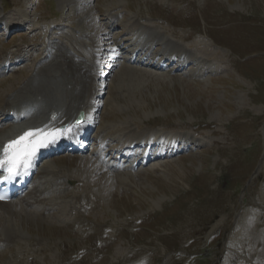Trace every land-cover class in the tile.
I'll use <instances>...</instances> for the list:
<instances>
[{"label":"rangeland","instance_id":"1","mask_svg":"<svg viewBox=\"0 0 264 264\" xmlns=\"http://www.w3.org/2000/svg\"><path fill=\"white\" fill-rule=\"evenodd\" d=\"M112 16L122 41L141 23L208 63L201 74L117 66L96 134L119 141L127 130L183 133L200 148L129 175L80 159L93 160L92 152L54 158L73 184L37 214L39 226L0 216V232L8 221L21 232L15 240L0 234L11 242L0 264H264V0H0V53L38 52L0 78V97L32 78L47 105L62 108L82 88L55 61L44 68L51 76H32L43 48L58 38L77 55L83 36L106 45ZM7 24L25 31L7 38ZM57 80L68 99L48 83ZM31 85L20 97H39L26 96Z\"/></svg>","mask_w":264,"mask_h":264},{"label":"bare ground","instance_id":"2","mask_svg":"<svg viewBox=\"0 0 264 264\" xmlns=\"http://www.w3.org/2000/svg\"><path fill=\"white\" fill-rule=\"evenodd\" d=\"M16 26L19 27V25ZM152 30L154 29L144 26L142 24H136L135 30L132 29L129 33V35L130 36L132 35V37L129 38L127 41H125L123 49L128 50V52L130 54H134V56H138L139 53L141 54L143 52V55L145 54L146 57H149V56H153L152 49L154 47L162 46L163 50L162 52H159V56H161V58L172 60L175 63L179 64L181 67L185 66L186 63L192 61V57L188 53L186 52L184 53L182 51L183 48H181L178 44L173 43L169 39L165 40L167 38L164 36L162 38L165 39L161 38L162 44L157 45L156 42L159 40V38H157L158 36H155V34H158L160 36L161 33L159 31L156 30L152 31ZM95 42L96 41L94 39L88 38L85 43H77L76 45L78 44H82V45H79L80 46V48H78L79 52L76 55V53L70 52L67 48H65V46L59 41H54V42L51 41L49 48L53 49V54H51L50 59L48 58L47 55L44 58V60L40 63V65H37L36 68L34 69L35 73L33 72L32 76L38 77L43 74L47 76H51L50 73H48L47 70L44 68H49V65L53 64L55 61L60 66L61 70L63 69L66 73L69 74L74 84L80 85V88L82 89L81 90L79 89L78 95L75 98L71 99L70 101L65 102V105H63L62 108H58L59 107L58 104L47 105L46 101L42 96L44 94L37 92V89L40 88L37 87V81L35 79L33 80L32 78L25 82L22 89H19L18 91H16L13 88L9 89L8 97L7 96L4 98L0 97V113L2 115H8L11 112H15V111L18 112L26 104H29L28 101H32V100H36L37 101L36 103L41 108L38 111V113L35 114L34 117L25 116L24 118L18 121H14L15 124L13 126H9L6 129L0 130V149H2L3 146L9 141L16 139L14 137L19 135V133L23 134L25 131L29 129H33L37 127H45V126H47L50 129L52 128L58 129L60 127L59 129L61 130H63L62 128L65 129L70 128L71 131L63 132V134L57 139L56 143L50 144L46 149L42 150L38 155L40 157V160L43 158H48L50 154L53 153L55 148L71 140L72 136H74V142L77 141L78 137L81 136H82L81 142L82 143L85 142V138L88 135L87 134L88 131L90 130L91 127L95 125V123L98 121L97 119L100 118V114H97L96 111L97 106L94 103L96 101L95 87L97 86L103 87L105 80V79L102 80L103 81L102 84H97V78H96L98 73L97 60L101 53L100 51L99 53L95 52V50L93 49L94 45L96 44ZM155 44L156 46H154ZM76 45L74 46L75 48ZM121 45L122 43L120 42L113 43V46L112 47L110 46L111 48H113V51L109 52V49H107L104 60L108 58V61L110 60L111 63L116 64L119 61L117 56L123 53L120 50ZM62 48L66 52L62 53L61 52ZM22 51L23 49H19L17 51L18 55L13 56V58L10 57L7 51H2L3 53L2 52L0 53V75L4 74L7 71V67L9 66L8 64L11 61L16 62L18 59L22 58L21 56ZM46 52H49V50H47ZM52 56H54V59H52ZM46 58H48V61H45ZM158 60L159 58L157 57V61ZM132 69L134 70L135 68L133 67ZM48 83L53 84L51 85L53 89L56 86V88L59 91H61L60 94L62 97L67 99L69 98L71 93L69 92L68 87H65V85L61 83V80H57L51 83L48 82ZM30 85L33 88V93H26V96L38 95L39 97L35 99L24 98L23 96L20 97V95L25 93V91L23 90L24 89L28 90L30 88ZM16 96H17L16 99L17 101L13 99ZM19 98H24V99L23 100L20 99L21 101L18 102ZM39 101H42L41 104L39 103ZM81 110L85 112L86 123H84V126L82 125L81 127H79L78 129L79 132L78 130L76 132L75 128L71 125V122L75 120L76 115ZM53 116L55 117V119H52ZM6 120H0V123L2 125L7 124L10 122L8 120L11 119L6 117ZM126 132L123 133L124 144L130 146L134 145L136 148H140V147L144 148V150L140 153V155L137 154L142 157L141 159L142 165L145 164L144 162L149 155L153 156V158H155L156 161L157 160L160 161L162 160V157H166L168 153L170 154V157L171 155L172 157H174L179 152L178 149L175 150V147L178 144L177 142L179 139L175 138L176 139L175 140L170 137L165 138L166 136H161L157 138L156 135L158 134L154 135L155 133L153 132H146V133L135 132V131H132L130 133H126ZM191 141L192 140L188 138H183L181 140V142L185 144L186 143L189 144ZM161 142L163 144L162 148L158 147V149H156L158 144H161ZM148 149L149 151H147ZM142 153H145L144 156L141 155ZM133 156L136 155L134 154ZM98 158L101 160V157L99 155ZM80 159H84V160L87 159L90 162L92 161L90 158H86V157L85 158L82 157ZM161 167L163 166L161 165ZM58 169L61 171H58ZM96 169L98 170V168ZM119 169L122 168H118V170ZM64 171H68V170H62L59 166L55 165L54 161H49L47 165L42 166V168L36 172L35 180L32 181L31 183L32 185L29 187V191L26 193L27 195L22 197V199H19L20 204L13 202L0 203V216L5 218V215L7 216L10 215L9 219H13L14 217L16 219L19 218L21 220L28 221V223L30 221L32 222V224L35 225L40 224L41 221L44 220V218L43 220H41L37 214L41 213L42 217L43 215L48 214L49 211H51L52 208L56 205L54 202L57 200L56 199L57 196L66 193L64 188H69L68 185L73 184L71 182L75 180L73 173L70 172L71 170L66 173H63ZM129 174L127 173V175ZM121 175L123 176V174ZM90 178L91 177L89 176L88 181ZM49 194L54 195L52 197V201L49 200ZM29 209L30 212L28 211ZM31 210H33L34 212H31ZM7 223L9 224V221ZM7 223L4 229L1 231L2 233L0 232V234H3L5 238H7V240H15L21 232L18 230L19 229L18 227H17L18 229H16L15 226H11L10 224L8 225ZM10 243L0 242V245L6 247Z\"/></svg>","mask_w":264,"mask_h":264},{"label":"snow or ice","instance_id":"3","mask_svg":"<svg viewBox=\"0 0 264 264\" xmlns=\"http://www.w3.org/2000/svg\"><path fill=\"white\" fill-rule=\"evenodd\" d=\"M52 119H55V117L53 116ZM82 123V120H77L76 126L78 127ZM68 131H71V129L37 127L25 131L16 139L6 143L0 149V174L3 176L0 183H11L28 175L30 169L34 166L39 151L50 144L56 143L63 132ZM4 199L6 197L0 196V200Z\"/></svg>","mask_w":264,"mask_h":264}]
</instances>
